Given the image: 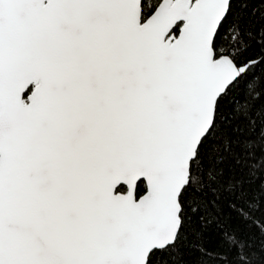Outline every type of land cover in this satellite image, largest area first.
Returning a JSON list of instances; mask_svg holds the SVG:
<instances>
[{
    "label": "snow or ice",
    "instance_id": "6c2138e0",
    "mask_svg": "<svg viewBox=\"0 0 264 264\" xmlns=\"http://www.w3.org/2000/svg\"><path fill=\"white\" fill-rule=\"evenodd\" d=\"M240 119L264 128L246 0H0V264H160L209 222L196 264H264V186L219 179Z\"/></svg>",
    "mask_w": 264,
    "mask_h": 264
},
{
    "label": "trees",
    "instance_id": "16d2710c",
    "mask_svg": "<svg viewBox=\"0 0 264 264\" xmlns=\"http://www.w3.org/2000/svg\"><path fill=\"white\" fill-rule=\"evenodd\" d=\"M147 2L151 3L152 0H147ZM246 2L253 17H258L260 12L264 11V2L262 0H246ZM253 5H255L254 8ZM247 15L248 13H245L246 17ZM245 22L247 23V20ZM253 119L256 118L253 117ZM237 123L239 130L233 133V136L239 140L251 138L253 147L250 154L242 153L240 146L234 143L232 145V153H226L223 161L218 162L219 170L223 173V176L219 177V179L228 183L236 182L237 184H243L245 187H251L254 191L258 192L264 186V135H261L264 132V128H261L259 124L251 126L244 119H240ZM213 163V158L210 156L205 161V167H210ZM251 168L257 169L254 174H252ZM216 188L217 190H222L224 184H218ZM223 211L225 219L231 224V221L228 219L231 213L228 212L226 205ZM223 226V224L215 225L213 222H209L202 235L198 237L186 235L174 253L158 254L157 260L160 264H196L198 259L195 252L196 243L202 244L206 239L209 247L213 246L217 241L219 229ZM246 230L252 236L255 244L256 254L254 258L257 261H264V253L260 252L261 247H264V245L260 243L257 230L250 226Z\"/></svg>",
    "mask_w": 264,
    "mask_h": 264
}]
</instances>
